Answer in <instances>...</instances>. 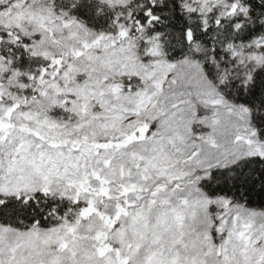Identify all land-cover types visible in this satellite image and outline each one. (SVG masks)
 <instances>
[{
  "label": "snow or ice",
  "instance_id": "snow-or-ice-1",
  "mask_svg": "<svg viewBox=\"0 0 264 264\" xmlns=\"http://www.w3.org/2000/svg\"><path fill=\"white\" fill-rule=\"evenodd\" d=\"M0 264H264V0H0Z\"/></svg>",
  "mask_w": 264,
  "mask_h": 264
},
{
  "label": "trees",
  "instance_id": "trees-1",
  "mask_svg": "<svg viewBox=\"0 0 264 264\" xmlns=\"http://www.w3.org/2000/svg\"><path fill=\"white\" fill-rule=\"evenodd\" d=\"M253 200L257 203L261 202V199H262V196L261 194L259 193V190H257V192L253 195Z\"/></svg>",
  "mask_w": 264,
  "mask_h": 264
}]
</instances>
